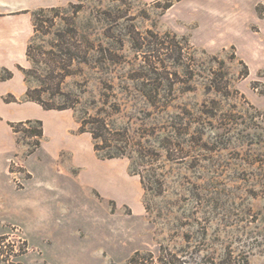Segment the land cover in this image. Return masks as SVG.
I'll use <instances>...</instances> for the list:
<instances>
[{"label":"rangeland","instance_id":"obj_1","mask_svg":"<svg viewBox=\"0 0 264 264\" xmlns=\"http://www.w3.org/2000/svg\"><path fill=\"white\" fill-rule=\"evenodd\" d=\"M40 8L59 16L34 34ZM0 21L30 31L17 70L32 95L79 126L104 119L87 124L99 145L129 141L119 199L90 190L97 225L42 253L8 224L0 264H264V0H3Z\"/></svg>","mask_w":264,"mask_h":264},{"label":"crops","instance_id":"obj_2","mask_svg":"<svg viewBox=\"0 0 264 264\" xmlns=\"http://www.w3.org/2000/svg\"><path fill=\"white\" fill-rule=\"evenodd\" d=\"M29 35L25 26L0 21V71L12 72L11 77L0 79V234L6 225H18L43 253L70 245L89 219L97 225L99 203L96 197L91 202V188L119 199L123 177L116 158L96 156L90 134L78 130L73 111L45 109L25 99L27 84L17 67L26 60ZM6 95L16 100L6 101ZM27 119L42 121L43 138L34 152L20 156L23 150L11 123ZM12 160H18L27 175L19 189L11 180ZM127 193L130 198L131 189Z\"/></svg>","mask_w":264,"mask_h":264},{"label":"trees","instance_id":"obj_3","mask_svg":"<svg viewBox=\"0 0 264 264\" xmlns=\"http://www.w3.org/2000/svg\"><path fill=\"white\" fill-rule=\"evenodd\" d=\"M169 6V5H167ZM47 11L51 12L53 14V16L51 18L47 17ZM59 16V9L58 8H51L50 10H46L45 8H40L38 10H35L32 12V24H33V31L34 34H36L39 31H43L44 29L50 28L51 26L54 25V18ZM68 24V23H66ZM70 24V23H69ZM72 33H75V30L72 29L71 30ZM29 50H30V44L28 43L27 45V56H30L29 54ZM60 60L58 62H60L58 65H55L53 71H56L57 73H59L60 71L64 70L65 67L63 65V63H65L64 61H67L68 64H66L67 66L71 65V62L73 60V56L71 55L70 57H68V59H65L62 56H59ZM63 62V63H62ZM5 70L7 73L6 75H3L0 71V79H5V78H9L12 76V72L10 70L7 69H3ZM23 71V70H22ZM26 81V79H25ZM36 92H39V90L37 88L33 89ZM25 99L26 100H32L35 101L37 103H39L43 108L45 109H66V108H71L72 105H66V104H61V105H52V104H47L45 103L43 100H41L38 96L32 95V90L27 87L26 93H25ZM4 100L6 101H12V100H16L12 95H6L4 97ZM97 122L98 124V128L102 127L104 129H106V123L104 121V119L97 117V116H91L88 119H83L80 122V126H79V131L84 132V131H88L91 133L92 138L94 140V150L97 154V156L101 159H108V158H116V157H121L122 155H124L128 149L129 146V141L127 139V137L124 135L122 138H116L113 137V141L111 140V143L108 144H104V145H99L97 143V139L100 137L99 135V131H97L98 129H96L95 127H88L87 124L88 123H95ZM11 127L13 132L16 135V142L17 144L20 143L19 140V133L23 132L24 135L26 137H29L32 139V142L29 144L28 143V148L27 150L24 152V156H27L29 154H31L32 152L35 151V149L37 147H39L40 143H41V139L43 136V128H42V122L41 120L38 119H27L24 121H19L16 123H11ZM104 148H108L109 151H107L106 153L102 154L100 153V150L104 149ZM135 174V173H134ZM141 254L138 252H135L130 259L128 260V262L126 264H141L140 260ZM152 263V261H150ZM165 264H170V262L167 260V262H165Z\"/></svg>","mask_w":264,"mask_h":264},{"label":"built area","instance_id":"obj_4","mask_svg":"<svg viewBox=\"0 0 264 264\" xmlns=\"http://www.w3.org/2000/svg\"><path fill=\"white\" fill-rule=\"evenodd\" d=\"M11 173H16V172H15V170H14V171L11 170ZM14 180H15L16 182H19V181H20L19 178H18V176H17V177L15 176V177H14Z\"/></svg>","mask_w":264,"mask_h":264}]
</instances>
